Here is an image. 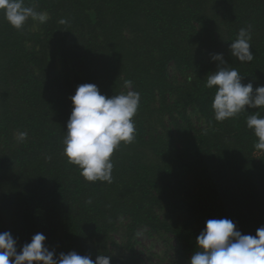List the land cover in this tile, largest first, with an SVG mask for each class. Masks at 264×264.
Masks as SVG:
<instances>
[{
    "label": "trees",
    "instance_id": "obj_1",
    "mask_svg": "<svg viewBox=\"0 0 264 264\" xmlns=\"http://www.w3.org/2000/svg\"><path fill=\"white\" fill-rule=\"evenodd\" d=\"M24 2L48 19L29 18L17 30L0 12V232H11L18 251L42 233L57 255L75 250L93 261L109 255L110 264H159L136 255L138 228L171 234L191 256L208 219H231L242 234L264 226V150L246 126L264 107L218 122L216 87H206L219 64L210 53H223L242 83L264 85V0ZM247 25L254 59L242 63L229 45ZM169 63L189 76L173 82ZM126 80L140 94L135 141L114 151L112 183L89 182L63 154L70 97L84 83L121 94ZM189 107L204 126L188 122ZM163 115L175 136L156 129ZM20 132H27L23 142ZM122 216L129 219L125 242L114 253L109 242Z\"/></svg>",
    "mask_w": 264,
    "mask_h": 264
},
{
    "label": "clouds",
    "instance_id": "obj_2",
    "mask_svg": "<svg viewBox=\"0 0 264 264\" xmlns=\"http://www.w3.org/2000/svg\"><path fill=\"white\" fill-rule=\"evenodd\" d=\"M0 12L17 30H22L29 18L41 24L48 19L46 12L27 6L24 0H0ZM60 23L67 21L61 19ZM251 32L252 25L242 27L229 45L231 55L239 62L250 63L254 59L250 50ZM210 59L219 62L217 70L206 81V87H216L211 105L216 121L234 118L249 108L264 107V85L254 90L252 82L242 83L238 70L225 66L223 53H210ZM132 83L126 80L124 86L131 88ZM70 99L73 107L66 123L63 154L70 164L78 166L85 180L112 183L114 151L122 142L131 144L136 138L133 117L140 94L128 91L109 97L101 94L96 84L84 83L77 86ZM246 126L257 138L255 148L264 150V116L249 115ZM17 139L26 140L27 132H20ZM91 202V198L86 201ZM45 241L44 234L36 233L18 251L17 240L11 232H0V264H110L111 261V256L104 254L93 261L75 250L57 255ZM196 249L187 264H264V226L257 228L255 235L242 234L231 219H208L196 237Z\"/></svg>",
    "mask_w": 264,
    "mask_h": 264
},
{
    "label": "rangeland",
    "instance_id": "obj_3",
    "mask_svg": "<svg viewBox=\"0 0 264 264\" xmlns=\"http://www.w3.org/2000/svg\"><path fill=\"white\" fill-rule=\"evenodd\" d=\"M196 25V23H195ZM31 30H36V26H32ZM59 62L56 64V72L59 71ZM75 71V68L73 69ZM185 68L176 66L174 63L168 65V76L173 82H182L189 76ZM121 94H126L128 91H133L132 88H121ZM186 119L194 128L204 126V120L200 116L199 112L194 107H189L185 112ZM173 121L167 115H163L159 121H155V127L158 131L168 133L170 135H176V129ZM259 153L256 152L255 156ZM187 181L190 183V177H187ZM162 211H159L161 213ZM168 217L172 220L180 222L182 214L180 212H170ZM129 222L126 216H122L117 225V229L111 234L109 242V248L114 252L118 253L124 244V230ZM134 251L136 255L144 260L145 262H153L159 264H187L190 257L187 251L182 250L179 242L174 236L167 233H154L147 227L138 228L135 232L134 239Z\"/></svg>",
    "mask_w": 264,
    "mask_h": 264
}]
</instances>
